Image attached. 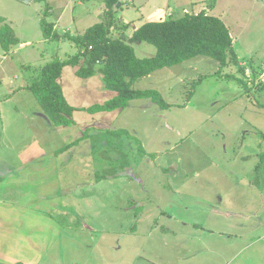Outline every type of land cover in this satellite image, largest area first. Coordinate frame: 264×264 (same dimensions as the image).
Returning <instances> with one entry per match:
<instances>
[{
    "label": "crops",
    "instance_id": "0c3cea01",
    "mask_svg": "<svg viewBox=\"0 0 264 264\" xmlns=\"http://www.w3.org/2000/svg\"><path fill=\"white\" fill-rule=\"evenodd\" d=\"M12 1L0 0V18L3 20V25H8L14 31L19 44L11 46L7 52L0 47V66L4 64L3 61L14 56L23 57L26 62L21 66L24 69L22 78L18 77L17 73L11 79L8 78L12 72L8 71L9 69L0 71L1 126L11 118L5 115V109L15 116L23 111L22 105H25V102L22 94L24 92L31 94L28 87L37 79L41 69L51 62L48 61L49 59L58 58L65 61L78 52L75 45L64 38L44 39L39 28L41 15L32 16L34 9L37 11V6H40L38 5L40 0H34L29 4L15 0L20 2L16 7L22 8L24 13L12 10ZM92 3L99 4L98 8L92 10ZM169 3H172V0H119L114 7L115 13L119 11L122 13L124 9L132 7L136 11L135 20L127 19L129 14H124L111 28V37L130 38L134 31L155 17L153 16L155 12L158 13L156 19H160L158 15H162L163 18L167 12L165 7ZM46 4L50 8L46 20L51 18L50 24L53 25V30L61 36L82 35L95 24H107L104 16V0H62V2L46 0ZM76 9L79 10L77 14H75ZM25 13L28 14L26 28H31L29 34H25L23 27L20 26ZM93 20L96 22L91 25L90 21ZM136 20L143 22L136 26L134 25ZM71 29L76 34L71 35ZM116 29L120 31L119 35L114 33L113 37V31ZM17 31H21V34H17ZM230 35L233 44L236 36L242 41V35L236 32V36H232V33ZM245 40L243 33V42ZM51 43L56 45H50ZM137 47L139 54L143 55L142 58L154 55L145 47L135 48ZM258 50L255 49L244 58H241L235 49L234 52L240 65L243 64L246 74L256 71L257 78L264 83V79L260 76L264 74V64L256 66L252 58ZM60 52H62L61 57L58 56ZM261 61H264V58ZM99 78L94 76L81 81L75 78L71 67H64L59 83L66 102L71 107L81 110L103 104L113 98L115 94L107 91ZM6 79H9V82ZM16 80L18 84L15 87L19 91L13 93L11 85ZM95 88L98 91L97 99L100 100L93 103L90 100L96 95ZM10 94L13 95L14 100H20L22 103L20 107L15 104L6 106L3 101L6 98L11 101ZM137 101H131L129 104ZM138 107L145 108L142 105ZM124 110L93 115L84 111H75L72 115L73 126L53 128L38 106V109L30 113L33 116L30 122H35V126H23L21 133L35 132L42 140L49 142V138L52 139L54 133L59 134L63 131L65 135L69 129L76 128V118L79 116L84 115L91 123L96 119L115 123ZM110 127L106 124L97 129L109 131L112 129ZM122 130L124 133L119 134L118 130H115L114 134L137 139L138 135L133 130L127 131L125 128ZM35 145L33 148L9 150L6 153L8 158L0 160V264H50L60 262L62 259H67L69 264L71 262L75 264L79 259L88 262L91 255L75 258L67 251L69 247L61 245L65 228L69 229V236H73L69 239L71 243L82 236L86 238L98 236V239L94 240L98 246L95 254L101 258V261L108 259L106 264H167V257L170 256L172 261L168 264H264V171L261 163L254 164L248 171L245 167L240 170L242 173L224 171L227 175H222L216 180L185 183L184 187L181 182L167 183V176L162 182H157L156 175L148 182L140 179L108 182L107 189L97 190L101 199L102 196H105V199H102L103 201L94 199L99 204V210L92 209L94 216L101 209L107 210L106 220L114 221L115 226L92 230V227L87 225L84 227L71 225L74 221L81 224L86 218V212L82 214L81 211L76 210V201H72L74 199L69 203L65 202V198L75 195V190L74 193L72 189L67 194L63 192L59 155L65 154L70 148L62 151L50 144L45 148ZM136 153L143 163L138 165H143V169L155 173L156 156L162 152L149 148L143 143L141 152L136 150ZM240 159L246 160L247 157L243 155ZM164 164L166 165L164 171L168 174L181 172L180 168L172 166L167 168V162ZM130 167L131 172L138 169L134 164ZM130 167L127 170H130ZM220 171L221 167H218L217 172ZM101 181L103 180L95 182ZM152 183L156 185L157 190L152 187ZM168 188H171L170 193L176 198L175 201L170 199L169 203L176 205L177 210L172 211L171 206L173 216L168 218L167 213L163 212L164 224L160 226L162 223H158V214L162 215L161 210L156 212V206L151 207V205L161 202L167 204ZM85 196L91 195L89 193ZM158 227L163 229L159 231ZM72 231L73 233H70ZM162 231L164 234H161Z\"/></svg>",
    "mask_w": 264,
    "mask_h": 264
},
{
    "label": "rangeland",
    "instance_id": "374dc122",
    "mask_svg": "<svg viewBox=\"0 0 264 264\" xmlns=\"http://www.w3.org/2000/svg\"><path fill=\"white\" fill-rule=\"evenodd\" d=\"M19 3L13 0L12 10L24 13L22 8L16 7ZM38 5L40 6H37V11L34 9L32 16L41 15L42 17L46 3L41 1ZM98 6L99 4L92 3L91 9H97ZM165 9L167 12L163 18H161L162 15H158L160 19H156L158 13L155 12L153 15L155 17L148 22L178 19L185 14L195 15L204 12L219 18L228 27L232 36L235 35V32L242 35V41L235 35L233 44L241 58L258 48V52L253 54L252 58L257 64L256 66L264 64V61H261L264 58V0H172V3H169ZM78 12L79 10L76 9L75 14ZM124 14H129L127 19L135 20L136 11L131 7L124 9L122 13L120 11L115 13V21H120V17ZM21 21L20 26L23 27L25 34H29L31 28H26L28 14L25 13ZM46 21L50 23L51 18ZM90 22L92 25L96 20ZM141 22L143 21L136 20L134 25H140ZM39 28L41 30V27ZM20 32L17 31V34H21ZM70 32L71 35L76 34L72 29ZM119 32L118 29L114 30L112 36L114 37V33L119 35ZM243 33L246 38L245 42H243ZM50 45L55 46L56 44L51 43ZM136 46L149 49L151 54L155 53L154 47L139 43L133 45L138 58H142L143 55L139 54V48H135ZM66 50L68 51V49ZM58 56L61 57L62 52L58 53ZM25 62L23 57L14 56L12 59L9 58L2 62L4 64L0 66V71L9 69L8 71L12 72L8 78L11 79L15 73L22 78L24 69L21 66ZM241 68L244 69V66L240 65L238 61V65H228L221 70V76H217L219 67L215 61L197 57L180 65L158 70L149 77L136 82L134 89L157 91L162 99L171 106L169 109L161 110L149 100H138L128 104L115 123L103 122L99 119L91 123L84 115L79 116L76 118V128L69 129L67 135H64L63 131L59 134L54 133L52 139L49 138V142L42 140L40 135L35 132L21 133L23 126H35V122H30L33 117L30 113L38 109V104L32 93L24 92L22 97L25 105H22L23 111L19 115L9 114L8 109H5V115L11 118L7 123H4V126L0 125V160L8 158L6 153L9 150L33 148L36 146L35 144L42 148L48 147L50 144L60 150L84 135V139H81L78 144L70 147L65 154L59 155L60 177L64 194H67L71 189L74 193L75 190V195L73 194L72 198H65V202L69 203L74 199L72 201H76L77 205L74 203L77 206L76 210L81 211L82 214L86 212V218L82 220L81 224L74 221L71 225L79 227L87 225L91 226L92 230H102L106 226L114 228L115 226L114 221L106 220L107 210L101 209L94 216L92 209L98 208L99 210V204L94 199L97 198V201L105 199V196H102L101 199L97 190L107 189L108 182L139 179L148 182L156 175L157 182H162L167 176V183L181 182L184 187L185 183L216 180L222 175H227L224 171L242 173L240 170L246 167L248 171L251 166L258 163L262 164L261 168L264 171V97L263 92L258 91V84L262 81L257 78L256 71L247 75L246 71H240ZM72 73L75 76L74 69H72ZM260 76L261 79H264V74H260ZM75 78L77 77L75 76ZM99 79L101 80V78ZM6 80L9 82V79ZM80 80L86 81L87 79ZM17 84L16 80L11 85L13 93L19 91L15 87ZM94 91L96 95L90 100L93 103L100 100L97 99V89L95 88ZM190 93L192 97L187 102ZM9 97L11 101L8 98L3 101L7 107L14 106V104L20 107L22 104L20 100H14L11 94ZM1 98L0 101H2ZM139 105L145 108L139 109ZM106 124L110 125L112 129L109 131L97 129ZM123 128L127 131L133 130L139 137L136 136L137 139H134L112 133L115 130L124 131ZM85 132L86 134H84ZM143 143L147 144L149 148L162 152L156 156L155 173L143 169V165H138L143 163H141V157L137 156L136 150L141 152ZM243 155L247 157L246 160L240 159V156ZM165 162H167V168L177 167V169H181V172L168 174L167 171H164ZM132 164L138 167L136 171L131 172ZM129 167L130 170H127ZM218 167H221L220 172H217ZM100 179L103 181L95 182ZM151 185L153 188L156 187L154 183ZM170 189H167V204L161 202L151 205V207L156 206V212L161 210L162 215L158 214V223L164 222L162 218L165 214L163 212L167 213L168 218V216H173L172 211L177 210L176 205L169 203L170 199L176 200L175 195L170 193ZM88 192L90 197L85 196L89 194ZM59 218L62 217L59 216ZM67 225L69 226V224ZM162 229L158 227L159 231ZM161 234H164L163 231ZM72 237L69 236V229L65 228V236L61 245L69 247L67 251L73 257L80 258L82 255L88 257L91 255L88 262L79 259L75 264H106L108 259L105 260V258L104 261H101V258L95 254L98 246L94 240H97L98 236L87 238L82 236L83 239L78 238L71 243L69 239ZM70 248L74 251H71ZM171 257H167V264L171 263ZM50 264H69V261L62 259L60 262Z\"/></svg>",
    "mask_w": 264,
    "mask_h": 264
},
{
    "label": "trees",
    "instance_id": "16d2710c",
    "mask_svg": "<svg viewBox=\"0 0 264 264\" xmlns=\"http://www.w3.org/2000/svg\"><path fill=\"white\" fill-rule=\"evenodd\" d=\"M40 1L46 3V0ZM118 1L104 0V16L107 24H95L82 35L77 36H61L53 30V25L46 21L50 11L46 4L40 20L44 39L64 38L78 49L76 55L65 61L55 58L46 64L38 78L28 87L42 113L53 127L73 126L72 115L75 111H84L92 115L109 113L124 110L134 100H149L161 110L169 109L171 106L157 91L134 89L136 82L158 70L177 66L197 57L215 61L219 67L217 76H221V70L228 65H238L229 29L219 18L204 12L195 15L185 14L178 19L148 22L134 31L128 39L112 38L110 30L115 24L114 7ZM2 23L3 20L0 18V47L7 52L11 46L18 45L19 40L14 31ZM139 43L154 47V55L138 58L133 45ZM66 66L74 69L75 76L80 79L99 76L105 89L113 92L115 96L103 104L86 109L77 110L71 107L66 102L59 83L62 70ZM240 71L245 70L241 68ZM244 87L247 89L245 85ZM258 91L263 92L264 97V83L258 84ZM191 97L190 93L187 102ZM112 133L116 132L112 131ZM81 139H84V135L61 150H68L78 144Z\"/></svg>",
    "mask_w": 264,
    "mask_h": 264
},
{
    "label": "water",
    "instance_id": "95a60500",
    "mask_svg": "<svg viewBox=\"0 0 264 264\" xmlns=\"http://www.w3.org/2000/svg\"><path fill=\"white\" fill-rule=\"evenodd\" d=\"M24 4H29L30 2L34 1V0H18Z\"/></svg>",
    "mask_w": 264,
    "mask_h": 264
}]
</instances>
